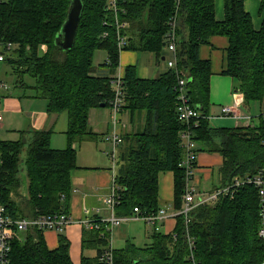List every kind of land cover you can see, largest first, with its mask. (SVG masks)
Listing matches in <instances>:
<instances>
[{
    "label": "trees",
    "instance_id": "1",
    "mask_svg": "<svg viewBox=\"0 0 264 264\" xmlns=\"http://www.w3.org/2000/svg\"><path fill=\"white\" fill-rule=\"evenodd\" d=\"M260 1L263 14L264 0ZM70 3L5 0L0 7V42L14 47L6 61L17 86L30 88L26 77H31L36 83L31 89L37 99L47 102L48 112L67 113L69 117L64 150L52 149V134L45 131L34 132L29 141L23 136L16 142L0 141V205L9 217L24 220L69 214L72 174L78 169L74 145L97 137L89 126L90 112L101 105L111 108L115 98L112 81L117 77L121 54L116 19L128 25L122 31L126 39L123 51L161 58L175 21L178 71L170 69L155 80H141L135 66L126 69L125 107L133 113H146L148 119L142 131L123 136L115 180L116 215L131 216L136 208L143 214L158 213L159 178L165 172L174 174L175 210L182 207L186 182L180 167V134L187 125L179 121L177 113L180 77L186 80L192 106L201 114L197 128H193L195 141L205 146L200 151L207 149L223 158L221 187L216 190L264 173V113L253 118L249 127L214 128L209 119L211 65L199 55L213 37L227 38L223 73L236 83L235 91L243 97L242 109L247 112L251 104L264 105V20L256 31L241 0H224L223 22L216 20L215 0H118L117 14L107 8L109 0H82L75 46L64 51L56 40ZM97 51L108 54L103 65L108 71L105 76L93 75ZM23 164L28 179L26 198L19 194ZM176 220L171 235L155 231L150 245L140 248L128 243L125 249L115 250L114 264H264V249L258 238L259 197L253 185L234 188L216 203L197 208L188 230L183 217ZM94 234L95 239L85 244L99 246L97 257H84L81 264H104L101 258L109 245L108 235ZM189 240L193 241L192 249ZM69 249L68 240L61 235L59 248L51 251L44 233L32 228L22 242L12 245L10 264H73Z\"/></svg>",
    "mask_w": 264,
    "mask_h": 264
},
{
    "label": "crops",
    "instance_id": "2",
    "mask_svg": "<svg viewBox=\"0 0 264 264\" xmlns=\"http://www.w3.org/2000/svg\"><path fill=\"white\" fill-rule=\"evenodd\" d=\"M244 4L245 11L251 15L253 27L256 31H260L264 20V12L261 13L260 0H241ZM216 20L223 22L225 20L224 0H215ZM229 47V41L225 37H213L209 45H204L199 51L201 60L209 61L211 65V81H210V124L216 129L234 130L240 127L252 126L253 116H247L242 109L243 97L235 91L236 83L225 75L226 51ZM172 58V54L166 50L163 57H158L152 53H139L134 51H122L119 60V69L114 76L124 77L126 69L130 66L137 68L138 77L141 80H155L166 74L170 69L168 61ZM108 61V54L105 51H97L94 56L93 75L105 76L108 71L103 67ZM1 65V64H0ZM3 71L0 69V82ZM12 75V70L9 74ZM113 77V75H110ZM4 83V82H3ZM19 88L23 89L19 86ZM11 90V89H10ZM10 92L0 90V113L3 116V122L0 126V141H7L5 138L9 136L11 131L21 132V137H25L27 141L32 139V135L37 131L50 132L51 148L54 150H64L67 147L66 134L69 129V117L67 113L51 114L48 112L47 102L42 99L23 97H9ZM7 96V97H6ZM25 98V100H23ZM3 102V103H2ZM259 104V103H258ZM238 106V113L243 117H248L250 121L236 120L233 117H224L221 110L225 107ZM260 110L264 113V105L260 104ZM114 117L110 107L93 109L89 116V126L96 138L84 143L75 144L74 149H80L81 154L77 159L78 169L72 174L73 192L70 198L68 216L73 220L63 234L55 231H47L44 237L48 248L51 251L59 248V237L64 236L71 250V260L73 264H78L74 259H78L76 251L81 247L82 259L98 254L99 246L96 243H86V241L94 240L96 234L85 227V223L101 220L109 217V212L104 206L105 198L110 193L112 169L109 160L105 161L107 146V137L113 132ZM121 123L116 125V133L121 136H128L142 131L147 124L146 113H133L132 110L126 109L121 116ZM246 123V124H245ZM26 124V125H24ZM124 125V127H123ZM10 129V130H9ZM4 136V137H3ZM20 137V139H21ZM19 139V140H20ZM18 140V141H19ZM16 142V140H15ZM203 145L198 144V171L193 180V185L197 187L201 193H213L217 188L221 187L220 169L223 165V158L217 153H210L207 149L200 151ZM83 147H85L83 149ZM205 147V146H203ZM122 148V147H121ZM119 148V151L121 150ZM85 151L86 155H82ZM82 155V156H81ZM81 157V158H80ZM108 157V155H107ZM80 158V159H79ZM159 200L161 209L168 214L176 212L174 207L175 188L174 174L165 172L159 178ZM88 211V213L86 212ZM128 223H141L139 221H131ZM144 235L149 229L155 233V228L150 225H144ZM177 226L176 218H169L161 226V234L171 235ZM128 227V226H127ZM122 228L119 227L115 230ZM130 229V228H128ZM117 231L112 235V247L114 244L118 249H125L128 243L137 241V236L132 234L130 230L126 233ZM134 236V237H133ZM135 245V244H134ZM136 246V245H135ZM114 249V248H113ZM78 262V261H77ZM82 262H80L81 264Z\"/></svg>",
    "mask_w": 264,
    "mask_h": 264
},
{
    "label": "built area",
    "instance_id": "3",
    "mask_svg": "<svg viewBox=\"0 0 264 264\" xmlns=\"http://www.w3.org/2000/svg\"><path fill=\"white\" fill-rule=\"evenodd\" d=\"M5 0H0V7ZM117 2L118 0H109L108 9L117 14ZM116 26L118 29V50L121 53L126 47V39L122 35V31L127 29V24H120L116 19ZM106 36V35H105ZM168 36V52L172 54V58L168 61L169 69L177 71L176 57L177 52V35H176V22L173 21ZM12 44L3 45L0 42V64L4 63L13 50ZM178 72V71H177ZM179 74V73H178ZM112 86L115 88V98L111 102V109L118 115L124 105V93H123V77H115L112 81ZM11 88L6 84L0 83V90L5 92ZM178 99H177V113L178 119L181 123L187 125V127L181 132V146L183 149V158L180 162V167L185 172V191L182 197V207L180 211H176L173 214H168L165 210L161 209L155 214H143L138 208L134 209L131 216L118 217L116 215V209L118 207V194L115 184L116 174L118 169L117 152L123 144V136L116 133V123L114 122V130L108 137V142L113 144L114 152L111 157L113 164L112 168V182L109 195L105 198L104 206L109 212V217L101 220H96L90 223H85V227L91 232H102L104 236L108 238V247L106 248L101 262L104 264H114L113 253L115 249L112 247V235L115 229L121 227L122 224L131 221H141L147 225L153 226L156 232H160L162 224L169 218L183 217L185 226L188 230L193 212L201 207L211 203H216L218 199L223 195H228L232 189L239 188L242 185H253L258 192L259 197V216H260V228L258 231V238L264 249V173H260L254 178H249L243 182L237 181L233 186L226 187L224 189L215 190L213 193H201L195 185L193 180L198 171V156L199 149L198 143L195 141V133L193 128H197L198 119L201 117L200 112L192 106L186 91V80L180 77L178 83ZM238 106L225 107L221 110V114L224 117H233L238 120H248V117H243L238 113ZM3 122V116L0 113V126ZM119 154V152H118ZM3 164L2 153L0 152V166ZM88 213V211H86ZM73 224V220L67 214H54L49 216H38L35 219L14 220L7 215L5 207L0 205V264H10V257L12 253V245L15 240L20 236H25L30 229H38L45 233L47 231H55L59 234H63L64 231ZM190 248L193 247V241L189 240Z\"/></svg>",
    "mask_w": 264,
    "mask_h": 264
},
{
    "label": "rangeland",
    "instance_id": "4",
    "mask_svg": "<svg viewBox=\"0 0 264 264\" xmlns=\"http://www.w3.org/2000/svg\"><path fill=\"white\" fill-rule=\"evenodd\" d=\"M0 69L3 71V76H1V80L4 83H6L11 88V90L7 91V92H10L11 91V93L9 95H7V96L14 97V98H19V97L20 98H23L25 96L26 97H31V98L33 97V98H35V96H36L35 91L33 89H31V87H33L36 84L34 79H32L31 77L27 76L26 77V83L28 84V87H30V88H28V89H21V88H19L17 86L16 79L14 77H12V76H9L12 68H11V66L9 65V63L7 61L4 62V63H1ZM23 100H25V98ZM259 106H260V104H258V103L251 104L249 111H247L248 114H247L246 111H244V112H245V114H247V116H249L251 114L253 116V118L258 119L260 117V115L262 114ZM125 110H126V107H125V104H124L123 107H122V109H121V112L118 115L115 116L114 115L115 113H113L114 111L111 109L112 115L114 117V120L112 119L113 124H114V122L116 123V125H119L121 123V119L120 118L123 115V111H125ZM248 122L249 121L247 120L246 123H248ZM24 125H26V124H24ZM123 127H124V125H123ZM23 130H24V128L22 130H19V131H23ZM19 131H15L16 134L13 133L14 131H11L10 134H9V136H7V138H5V139L7 141H11V142H15V140L18 141L20 139V137H21V132H19ZM106 142H108L107 139H106ZM106 146H107V150H106V153L107 154H106V157H105V161L110 159L109 160V163H110V168L112 169L113 168V164H112V161H111V157H112V154L114 152V147H113V144L112 143H110V144L106 143ZM84 148L85 147H83V149ZM27 149H28V146H26L24 148V151H23V154H22L23 162L26 159ZM118 152H117V162H118ZM80 154H81V151L79 149V150H77V159H78V157H79ZM82 155H86L85 151H83ZM107 155H108V157H107ZM22 169H23V171L20 174V177L22 179V181H21V190L19 191V194H20L21 197H25L26 198L27 195H28V190H27L28 189V179H27V176H26V171H24V169H25L24 168V164L22 165ZM116 170H117V168H116ZM110 182H112V180ZM144 225H145L144 222H141V223H124V224L121 225L122 228H120L118 230H115L114 232L116 234L117 231L121 230L120 232H122V233H125L126 232L127 233L128 230H130L132 234H135L138 237L137 238V241H134L133 243L137 247L143 248V247H145L147 245H150L151 242H152V238H153V235H152L153 230L151 228L149 229V233L147 234L148 238L145 237V235H144L145 226ZM128 228H130V229H128ZM161 230L162 229H160V231ZM26 235L25 236H20L19 239L15 240V241L22 242L26 238ZM113 248L114 249H118V246H116L114 244ZM70 255L72 257L71 250H70ZM76 255H78V259H76V260L74 259V261H76V263L80 264V262H82L81 261V247L80 246H79V249L76 251ZM96 256L97 255L95 254V257ZM88 257L89 258H93V256L92 257L91 256H88Z\"/></svg>",
    "mask_w": 264,
    "mask_h": 264
},
{
    "label": "water",
    "instance_id": "5",
    "mask_svg": "<svg viewBox=\"0 0 264 264\" xmlns=\"http://www.w3.org/2000/svg\"><path fill=\"white\" fill-rule=\"evenodd\" d=\"M83 13L82 0H71L70 9L67 20L59 33L56 45L62 48L64 51H70L75 46L78 28L80 25L81 17ZM105 105H101L100 108H105Z\"/></svg>",
    "mask_w": 264,
    "mask_h": 264
},
{
    "label": "bare ground",
    "instance_id": "6",
    "mask_svg": "<svg viewBox=\"0 0 264 264\" xmlns=\"http://www.w3.org/2000/svg\"><path fill=\"white\" fill-rule=\"evenodd\" d=\"M222 115V114H221ZM189 232V231H188ZM189 234V233H188ZM190 236V235H189ZM191 237V236H190Z\"/></svg>",
    "mask_w": 264,
    "mask_h": 264
}]
</instances>
